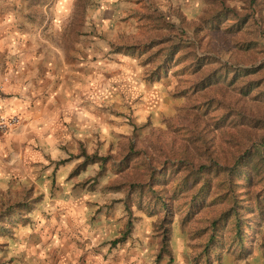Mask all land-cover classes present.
Wrapping results in <instances>:
<instances>
[{"label": "rangeland", "instance_id": "obj_1", "mask_svg": "<svg viewBox=\"0 0 264 264\" xmlns=\"http://www.w3.org/2000/svg\"><path fill=\"white\" fill-rule=\"evenodd\" d=\"M9 5L60 89L0 156V264H264V0Z\"/></svg>", "mask_w": 264, "mask_h": 264}, {"label": "crops", "instance_id": "obj_2", "mask_svg": "<svg viewBox=\"0 0 264 264\" xmlns=\"http://www.w3.org/2000/svg\"><path fill=\"white\" fill-rule=\"evenodd\" d=\"M16 0H0V116H20L22 122L11 132L0 134V156L2 153L14 152L18 156L25 153V143L37 135L38 128H48L51 96H56L59 88L49 87V69L41 72L42 58L40 47L21 39V27L10 31L9 23H17L19 14L11 9L9 3ZM14 18V19H11ZM26 33V28L23 29ZM18 34L17 36H13ZM43 73H46L43 78ZM61 92V91H60ZM43 94H47L44 97ZM41 99V100H40ZM44 103L42 111L40 103ZM38 127V128H37ZM39 141V139L37 138ZM34 144V143H33ZM99 239L91 245L99 244ZM98 250L92 247L86 251L72 250L66 255L67 264H120L105 261L108 249ZM131 257V256H130ZM164 264H167L164 258Z\"/></svg>", "mask_w": 264, "mask_h": 264}, {"label": "trees", "instance_id": "obj_3", "mask_svg": "<svg viewBox=\"0 0 264 264\" xmlns=\"http://www.w3.org/2000/svg\"><path fill=\"white\" fill-rule=\"evenodd\" d=\"M80 157H82L84 159L81 166L93 164V163L98 162V160H101V159H96V157H89L85 152H82ZM64 162H66V161H62V162H60V164H63ZM163 207H165V205H163ZM163 222L166 224H171L170 214L168 213V210L165 211V217L163 219ZM130 228H131V223L128 222L126 225V231L121 235V237L117 241H115V243L124 242L130 233ZM169 240H170V236L168 234V229H167V231H164V233L162 235L161 242H160L161 247L158 251L157 259H160V257L162 256L163 253L165 254V253L169 252V250H168Z\"/></svg>", "mask_w": 264, "mask_h": 264}, {"label": "built area", "instance_id": "obj_4", "mask_svg": "<svg viewBox=\"0 0 264 264\" xmlns=\"http://www.w3.org/2000/svg\"><path fill=\"white\" fill-rule=\"evenodd\" d=\"M22 122L20 116H0V133L7 134Z\"/></svg>", "mask_w": 264, "mask_h": 264}]
</instances>
